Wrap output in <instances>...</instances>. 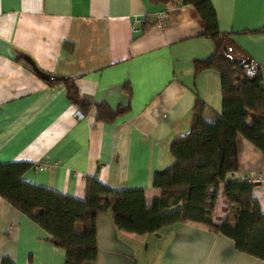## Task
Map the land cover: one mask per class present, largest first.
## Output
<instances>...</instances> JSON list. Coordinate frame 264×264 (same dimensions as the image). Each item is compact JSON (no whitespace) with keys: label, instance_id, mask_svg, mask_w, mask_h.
<instances>
[{"label":"crops","instance_id":"1","mask_svg":"<svg viewBox=\"0 0 264 264\" xmlns=\"http://www.w3.org/2000/svg\"><path fill=\"white\" fill-rule=\"evenodd\" d=\"M209 2L218 30L247 56L242 74L258 69L264 84V32L249 31L264 24V0ZM157 12L164 14L160 27ZM201 31L181 0H0V162H26L22 179L77 199L90 175L112 190L142 188L148 204L157 192L151 175L172 163L169 143L187 131L194 98L204 105L203 120L220 111L218 73L193 72V61L213 47ZM20 54L47 74L71 78L87 110L80 113L61 82L39 78ZM233 74L242 82L238 69ZM94 103L127 109L96 120ZM235 144L237 169L229 178L264 176V155L240 135ZM218 188L214 223L230 206ZM252 195L264 214V177ZM47 237L0 197V257L62 264L63 249ZM95 246V258L83 264H264L199 223L120 231L107 208L95 214Z\"/></svg>","mask_w":264,"mask_h":264},{"label":"trees","instance_id":"2","mask_svg":"<svg viewBox=\"0 0 264 264\" xmlns=\"http://www.w3.org/2000/svg\"><path fill=\"white\" fill-rule=\"evenodd\" d=\"M181 3L194 13L201 35L212 40L207 56L193 61V72L211 68L218 73L220 111L205 121L201 117L204 105L194 98L187 131L169 143L172 163L151 175L157 192L148 204L144 189L112 190L90 175L84 176L83 197L77 199L22 179L26 162H0V197L42 228L48 242L63 249L62 264H83L95 258V214L106 208L112 225L123 232L152 233L174 223H199L230 238L236 250L264 260V214L252 195L255 183L229 178L237 169V135L264 155V84L258 69L242 74L247 56L218 30L209 0ZM249 31L264 32V24ZM234 68L241 72L240 83L235 81ZM48 75L44 81L61 82L67 100L83 114L89 103L71 78ZM126 109L120 104L110 109L94 103V118L111 121ZM218 187L230 206L222 220L214 223L211 208ZM0 264L13 262L1 256Z\"/></svg>","mask_w":264,"mask_h":264},{"label":"built area","instance_id":"3","mask_svg":"<svg viewBox=\"0 0 264 264\" xmlns=\"http://www.w3.org/2000/svg\"><path fill=\"white\" fill-rule=\"evenodd\" d=\"M155 22L154 25L156 27H160L163 23L164 20V14L163 12H157L155 15ZM36 166L38 168H42L43 166L39 163L36 164ZM263 174L260 172H254L252 174H245L241 177L242 181H246V182H257L259 180H261L263 178Z\"/></svg>","mask_w":264,"mask_h":264},{"label":"water","instance_id":"4","mask_svg":"<svg viewBox=\"0 0 264 264\" xmlns=\"http://www.w3.org/2000/svg\"><path fill=\"white\" fill-rule=\"evenodd\" d=\"M21 58H22L23 60H25V61L31 66V68L34 70L35 74H36L39 78L44 79V80H46V79L49 78V75H48L47 73H45V72H43V71L37 69V68L34 66L33 62L31 61V59H30L29 57H27V56L24 55V54H21ZM254 183H256V182H254Z\"/></svg>","mask_w":264,"mask_h":264},{"label":"rangeland","instance_id":"5","mask_svg":"<svg viewBox=\"0 0 264 264\" xmlns=\"http://www.w3.org/2000/svg\"><path fill=\"white\" fill-rule=\"evenodd\" d=\"M234 70V69H233ZM218 190H219V188H218Z\"/></svg>","mask_w":264,"mask_h":264}]
</instances>
